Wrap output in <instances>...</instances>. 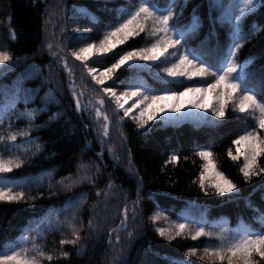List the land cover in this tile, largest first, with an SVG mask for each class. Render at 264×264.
<instances>
[{"label":"trees","instance_id":"1","mask_svg":"<svg viewBox=\"0 0 264 264\" xmlns=\"http://www.w3.org/2000/svg\"><path fill=\"white\" fill-rule=\"evenodd\" d=\"M216 2L227 7L237 0ZM133 3L134 0H0V51H9L19 61L12 69L0 74V85L9 90L10 97L15 87H19L22 93L27 89L29 93L26 94L31 95L27 105L23 100H17L9 117L0 121V135H6L9 122L13 131L28 128L27 119H17L16 113L46 108L37 115L31 132L32 138L39 139H34L31 144H22L27 138L18 136L16 143L22 147L15 151L6 149L7 141L0 143V150H3L0 156L5 160H24L21 168L0 176L25 184L22 189L14 188L13 191L23 190L26 194L24 201H0V251L5 246L21 245L23 238L29 237L47 255L54 257L52 261L43 260L42 264H182L184 260L206 264L197 257H187L185 253L190 246L206 241L218 244L215 236L211 240L201 237L193 241L185 234L169 242L156 229L163 227L174 232L175 224L181 221L192 222L190 228L193 232L196 222H204L206 231L215 234L225 224L232 231L242 226L254 231L264 228L259 219L260 212L248 207L245 199L250 196L251 202L264 211V190L253 191L264 181V175L254 176L251 183H244L239 167L247 145L240 146L239 160L233 161L228 156L229 148L236 154L232 139L236 138L234 133L244 126V120H229L227 123L217 120V125H223L219 127L207 119L158 120L146 128H139L129 118H125L122 125L117 123L118 118L109 108L106 113L111 121L109 137L103 140L96 108L81 98L87 110H75L68 87L70 77L49 53L48 44H52V50L58 56L67 58L77 88L85 95H91V88L87 89V85L96 87L94 82L82 62L66 56V53L78 51L88 43H98L127 15L130 11L128 6ZM194 12L200 18V25L189 46L195 47L208 37V51H211L217 36L223 42L228 35L227 24L219 20L215 25L217 35H210L213 18L221 16L222 10L210 7V0H186L181 28L191 23ZM248 15L254 16V26L245 24L246 32L264 29V23H255L264 21V6L258 4L257 11ZM154 41L155 38L147 31L129 36L109 53L102 56L94 53L86 62L87 66L103 72L115 63L122 51L150 46ZM249 56L254 57L253 63L249 64V72L259 73L264 67V31L245 44L238 55V62ZM5 68L7 65H0V69ZM126 68L127 65L122 67L112 80L105 82L104 87L114 81L118 93L128 91L122 85L131 82L142 81L154 89L161 87L149 71H125ZM117 77H120L119 81ZM179 79L182 84L170 85L177 91H183L187 86H203L202 83L197 85L201 77ZM206 79L211 80L212 77ZM95 95L110 106V98L106 94L97 90ZM49 97L54 99L49 100ZM228 105L226 120L228 115L245 117L248 121L253 119L246 113H233L230 101ZM4 106L5 99L0 94V116L4 113ZM57 113L60 115L56 119L46 123L49 116ZM41 124L45 127H35ZM36 144L42 146L41 151L36 152ZM205 147L213 152L217 170L238 184L240 198L229 201L231 193L205 196L192 182L203 164L193 153ZM173 153L179 154L178 162H169ZM261 161L264 162V157ZM137 174L143 178L142 183L138 181ZM84 177L90 179H82ZM61 180L63 184L58 183ZM138 194L139 214L135 220H129L125 229L120 224L122 210L125 206L131 209ZM157 213L161 218L154 221L151 217ZM132 215L130 211V218ZM89 220L93 221L94 230H88ZM73 226L82 237L81 241L76 245H61L62 239L73 238ZM62 251H67L68 256H63ZM199 253L203 254L202 247Z\"/></svg>","mask_w":264,"mask_h":264},{"label":"snow or ice","instance_id":"2","mask_svg":"<svg viewBox=\"0 0 264 264\" xmlns=\"http://www.w3.org/2000/svg\"><path fill=\"white\" fill-rule=\"evenodd\" d=\"M264 6V0H237L235 3H229L227 7L210 0V7L220 8L222 15L213 18V27L210 31L211 36H216L215 25L217 20L226 23L228 26V35L222 42L217 36L216 44L208 51L209 38L205 37L200 41L199 45L190 47L192 36L196 33L200 25V18L193 13L191 23L181 28L183 24V11L186 6V0H138V2L129 5L130 11L123 16L121 21L113 26L108 31L102 40L98 43H88L86 46L80 47L78 51L66 53V56L74 57L76 61L82 62V66L86 69L91 81L95 85L100 86L99 92L106 94L110 98V103L115 105V114L122 111V115H118L117 123L123 124L125 118H131L136 122L139 128H146L150 121L155 120L158 114L168 112L169 117H175L177 121L181 115H188L193 110H205L207 120L214 126L216 121L220 120L227 123L229 120H244V126L238 133H234L236 138L232 139V144L236 146L235 153L229 148L228 156L233 161L240 159V146L247 145V151L243 153V161L239 167V173L243 177L244 183H251L254 176L264 175V162L261 158L264 157V67L259 73H250L249 64L253 63L254 57H246L245 61L238 62V55L250 40L264 31L257 28L255 31H245V24L250 27L253 25L254 14L257 11V5ZM256 24L264 23V21H255ZM149 25L151 27L149 28ZM75 31V29H74ZM147 31L148 34L155 38V41L150 46H145L137 50H124L118 54L115 63L103 72L95 67H88L87 61L95 53L102 56L109 53L119 44H123L129 36L139 35L141 32ZM13 39L15 38L13 34ZM169 49L172 51L169 52ZM48 51L57 62L60 63L70 77L69 90L72 93V100L77 112L87 110V106L81 103V98L84 93L79 90L75 84V77L72 69L69 67L66 57H60L52 50V44H48ZM63 51V48H61ZM163 57V60H161ZM160 61L159 64L156 62ZM19 63L14 59L9 51H0V65H7V68L0 69V74L12 69L15 64ZM171 66H168V65ZM125 65V71H149L152 78L156 80L161 87L154 89L145 82H131L126 86L129 90L123 93L115 91L116 82L104 87L107 80H112V77ZM34 69L35 66H30ZM155 69V71H153ZM163 72V75L160 73ZM123 75V73L121 74ZM212 77L211 80L206 79ZM194 77H201V81H197V85L203 86H187L183 91H177L170 85L182 84L183 81L179 78L192 80ZM120 77H117V81ZM29 90L25 89L21 92L19 87H15L12 91V97L9 96V90L0 85V94L4 96L5 106L4 113L0 116V121L9 117L11 109H15L17 100H23L27 105L31 100ZM215 96V103L209 107L207 103L209 94ZM14 97V98H13ZM135 97V101L131 107H125L126 99ZM186 97H191L187 101V112H184ZM49 100L54 99L49 97ZM167 101H172V104H167ZM231 102L233 113H246L253 117L248 121L245 117H237L228 115L226 112L228 102ZM101 106L104 105V100L99 101ZM42 109H26L25 112L16 113L17 119H27L28 128L13 131L12 124L9 122L6 135H0V143L7 141L6 149L13 151L20 149L22 144H31L34 139L31 137L33 124L39 113L45 111ZM138 110V112H137ZM96 118H101V112L96 109ZM137 112L136 115H133ZM259 113L258 117L256 113ZM60 114L49 116L46 123H51ZM111 121L107 115L102 116V122L98 125L103 129L102 135L108 137ZM36 128L45 127L44 124L35 125ZM18 136L27 138L22 144H17ZM121 136L123 133L121 132ZM126 139V137H125ZM103 142V141H102ZM36 152L42 150V146L35 145ZM3 151V150H0ZM24 151H27L25 148ZM111 151V149H109ZM198 156L203 162L199 170V175L196 180L192 181L198 185L199 190L205 196L220 195L229 196V201H234L240 198V189L238 184L233 182L231 178L226 176L222 171L217 170L213 159V152L205 147L193 153ZM179 154L173 153L169 162H178ZM187 159V157H185ZM24 160L20 158L5 160L0 156V174L11 173L14 169H19L23 166ZM66 179H71L67 177ZM82 179H90L84 177ZM137 179L142 183L143 178L137 174ZM79 182V181H76ZM58 183L63 184L61 180ZM75 183V182H74ZM71 185H69L70 187ZM25 184L17 183L13 178L0 176V201L9 203L24 201L26 194L23 190L13 191L14 188H23ZM50 191L52 186H49ZM111 188V184H109ZM255 190H264V181ZM100 195V193H97ZM251 195V194H250ZM35 200V197H30ZM248 207L254 211L260 212V222L264 224V211L256 207L249 198H245ZM139 194L137 201L133 202L131 209L125 206L122 210V219L120 224L125 229L127 228L130 219L135 220L139 214ZM133 215L129 216V212ZM160 214L157 213L151 219L159 220ZM76 217H73L75 220ZM190 221H181L175 224V231L171 232L163 227L157 228L156 231L161 237H165L169 242L175 240L178 236L187 234L193 241L199 240L201 237H207L211 240L214 236L219 241L218 244L204 242L201 245H193L188 248L185 255L187 257H197V259L205 261L206 264H262L264 262V228L259 231H254L247 226L232 231L227 224L221 227L218 234L213 231H206L204 222H196V228L193 232L190 228ZM88 230L93 229V221H88ZM72 239H62L61 245L71 244L76 245L81 241L82 237L79 232L72 227ZM132 233H129L131 236ZM31 244V247L28 245ZM203 248V254L199 253V249ZM122 251V250H121ZM31 253V254H30ZM63 256H68L67 251H62ZM119 255V253L117 254ZM254 257H259L256 260ZM54 257L47 255L34 240L29 237H24L21 245L16 247L5 246L0 251V264H42L43 260L52 261ZM182 264H193L191 260H184Z\"/></svg>","mask_w":264,"mask_h":264},{"label":"rangeland","instance_id":"3","mask_svg":"<svg viewBox=\"0 0 264 264\" xmlns=\"http://www.w3.org/2000/svg\"><path fill=\"white\" fill-rule=\"evenodd\" d=\"M94 84V83H93ZM78 85V84H77ZM95 85V84H94ZM96 87H92V85H87V89L91 88V91H90V94L91 95H85L82 97L84 100H86L90 105L94 106V108L96 109H99L100 112H101V118L99 119L100 122L102 121V116L103 115H107V111L109 108L113 109L112 111V114L113 116L114 115H122V111L119 113V114H115V105L110 103V106H108V103L104 101V105L101 106L99 104V101L101 100L100 98H98L95 94H96V91L99 90L100 86L98 85H95ZM79 87V85H78ZM84 93V92H83ZM191 99V97H186L185 100H184V103L186 104V107L184 109V112H187V101H189ZM135 99H126L125 101V107H131L132 104L134 103ZM216 101H215V96L213 94H209L208 96V100H207V103L209 104V107H211L212 104H214ZM167 104H172L173 102L172 101H167L166 102ZM138 112V110H137ZM137 112H134L133 115H136ZM207 115L208 113L205 111V110H193V112L191 114H188V115H181L179 120H182L183 118H190V119H199V120H206L207 118ZM108 116V115H107ZM109 120H110V117L108 116ZM131 119V118H129ZM158 120H162V121H176L177 119L173 116V117H169V114L167 111H165L164 113H161V114H158L156 119L155 120H152L150 121L149 123L151 122H154V121H158ZM108 139V137H107ZM142 254H147L146 252H142Z\"/></svg>","mask_w":264,"mask_h":264}]
</instances>
